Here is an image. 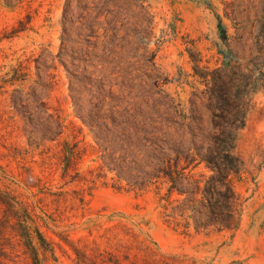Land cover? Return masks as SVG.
Masks as SVG:
<instances>
[{
  "label": "rangeland",
  "instance_id": "obj_1",
  "mask_svg": "<svg viewBox=\"0 0 264 264\" xmlns=\"http://www.w3.org/2000/svg\"><path fill=\"white\" fill-rule=\"evenodd\" d=\"M65 1L0 0V192L44 237L48 249L39 251L40 264H96L105 252L120 264H264V0H144L153 30L142 48L128 47L137 51L119 66L133 76L134 89H120L119 72L108 77L118 84L111 88L115 101L108 94L105 100L120 108L150 107L154 94L163 99L156 107L174 101L202 127L229 106L243 111L232 149L242 171L231 176L239 226L199 232L167 217L176 196L166 199L165 185L139 190L99 170L102 153L72 99L85 114L98 95L70 79L56 57ZM145 50L147 60L139 58ZM33 93L59 119L55 141L41 133L37 113L42 121L45 114L35 112ZM12 95L23 100L22 115ZM69 148L79 156L65 171ZM191 174L211 172L201 165ZM4 210L0 205L6 264H29L17 220H7Z\"/></svg>",
  "mask_w": 264,
  "mask_h": 264
},
{
  "label": "trees",
  "instance_id": "obj_2",
  "mask_svg": "<svg viewBox=\"0 0 264 264\" xmlns=\"http://www.w3.org/2000/svg\"><path fill=\"white\" fill-rule=\"evenodd\" d=\"M4 1L9 3L11 0ZM144 2L65 1L60 49L56 57L70 79L82 84L85 91L97 94L99 101L88 113L82 114L81 106L72 98L76 115L90 129L102 153L99 170L113 173L117 181L139 190L165 185L166 199L176 196L167 217L179 223L183 221L184 228L192 226L197 232L210 229L234 231L240 222V204L231 176L238 175L242 168L232 149L234 134L244 124L241 108H224L218 114H213L216 119L211 126L202 127L170 99L163 104V108L156 107L163 99L154 94H151L154 103L147 108H120L115 102L105 100V94L111 96L112 86L118 84L108 79L115 72L122 77L118 84L121 90L134 89L130 86L133 76L127 68L119 66L133 51H137V47L142 48L147 35L153 30V18ZM20 25L23 23L20 22ZM129 46L136 48L130 50ZM147 54L145 50L139 58L147 60ZM67 64L73 70H69ZM87 64L93 65L92 71L88 70ZM75 69H81V73L74 72ZM136 78L140 79V76ZM141 86L136 96L139 99L144 95V86ZM33 96L35 112L45 114L42 121L37 113L41 133L44 139L55 141L61 134L59 119L55 114L48 113L46 105L34 93ZM111 100L115 101L112 96ZM22 102L20 97L12 95L11 104L21 115ZM209 102V107L213 108L212 101ZM65 153L67 171L79 153L74 148L67 149ZM201 165L211 172L209 176L195 177L191 174ZM0 205L5 209L4 217L7 220L10 217L17 220L16 237L18 244L24 247L21 255L29 264H40L39 251L44 254L48 249L42 234L37 228L24 224L30 217L25 210L20 214L15 211L14 200L7 193L0 192ZM1 236L3 234L0 232V239ZM98 256L99 263L96 264H120L111 253ZM9 259V254L0 249V264H6Z\"/></svg>",
  "mask_w": 264,
  "mask_h": 264
}]
</instances>
